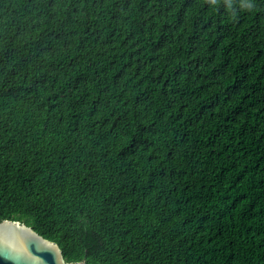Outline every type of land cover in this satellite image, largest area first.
Here are the masks:
<instances>
[{
  "label": "trees",
  "instance_id": "16d2710c",
  "mask_svg": "<svg viewBox=\"0 0 264 264\" xmlns=\"http://www.w3.org/2000/svg\"><path fill=\"white\" fill-rule=\"evenodd\" d=\"M3 219L66 261L264 264V0H0Z\"/></svg>",
  "mask_w": 264,
  "mask_h": 264
},
{
  "label": "water",
  "instance_id": "95a60500",
  "mask_svg": "<svg viewBox=\"0 0 264 264\" xmlns=\"http://www.w3.org/2000/svg\"><path fill=\"white\" fill-rule=\"evenodd\" d=\"M0 264H85V260L66 261L59 243L23 221L3 219L0 221Z\"/></svg>",
  "mask_w": 264,
  "mask_h": 264
},
{
  "label": "clouds",
  "instance_id": "9594fccd",
  "mask_svg": "<svg viewBox=\"0 0 264 264\" xmlns=\"http://www.w3.org/2000/svg\"><path fill=\"white\" fill-rule=\"evenodd\" d=\"M212 2L215 3L216 0H212ZM246 8H247L248 10H251L252 8H254V4L251 3V2H249V3H247Z\"/></svg>",
  "mask_w": 264,
  "mask_h": 264
}]
</instances>
